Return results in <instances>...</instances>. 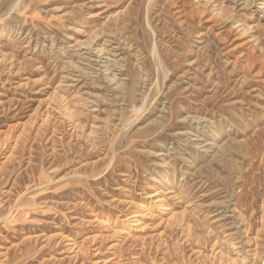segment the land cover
<instances>
[{
  "label": "rangeland",
  "instance_id": "374dc122",
  "mask_svg": "<svg viewBox=\"0 0 264 264\" xmlns=\"http://www.w3.org/2000/svg\"><path fill=\"white\" fill-rule=\"evenodd\" d=\"M166 1L0 0V264H264L258 82L232 90L220 65L215 97L182 90L185 58L159 42ZM216 1L264 26V0ZM108 34L140 50L138 64L124 48V94L79 47Z\"/></svg>",
  "mask_w": 264,
  "mask_h": 264
},
{
  "label": "bare ground",
  "instance_id": "6f19581e",
  "mask_svg": "<svg viewBox=\"0 0 264 264\" xmlns=\"http://www.w3.org/2000/svg\"><path fill=\"white\" fill-rule=\"evenodd\" d=\"M85 4L86 5L81 6L84 8L87 6V3ZM64 14H66V12L62 15ZM155 17L158 21L163 23L162 25L165 28V33L175 34L179 32L180 34L177 35L178 39L183 43L186 38L190 40L188 48H179L181 51L173 47L178 45L173 43L174 40L171 39L173 36H170V34H165L163 38L159 40L163 48L166 49V54H170L176 59L180 57L185 58L186 65L181 74L178 75V80L185 84L182 90L191 94L192 92L201 93L206 91V93L210 95L209 97H215L214 94L223 83V80L217 75V72L221 68L220 65H222L226 75L229 76V79H232V86L230 88L232 90L233 88L242 87L246 83H249L250 80L258 82V85L252 86V94H254L257 99L255 101V107L259 109L261 115H264V26L262 24L258 23L254 25L248 21L245 23L246 21L244 22L235 16L232 8L230 9L229 6H220L216 0H167L166 3L161 6L160 10L156 12ZM169 22L171 24L169 29L173 28L170 32L167 30V24ZM219 23L223 24V27L222 29L220 28V30H215V38L218 41L216 47L219 63L221 64L213 62L211 52L214 51L215 47L212 46L211 40L208 38L210 30L215 28V26H217L216 24ZM116 34L105 35L102 40L98 37L89 38L88 41L83 42L79 47L84 51L83 55H86L85 61L91 58L94 63L100 67V71L103 73H111L107 76L108 82H110L113 89L120 94H124L127 86V82L125 81L126 78L117 76H121L124 70L123 60L126 58L124 56V48L131 50L138 64L142 61L139 57L140 50L137 49V45L135 46L132 40L124 39L121 36L117 37ZM88 62L90 63V60ZM245 97L237 98L233 100L232 103V110H234L239 118L238 126L247 123L246 121L251 115L248 114L247 111L251 109L252 103L251 101H247L248 98L246 99ZM92 102V105L90 104L91 106L96 105V102ZM198 112H200V114L196 112V115L187 114L188 116H186V118L192 119L198 124L202 123V121H207V115L200 110ZM233 141L232 138H227L222 144L220 143L218 145V148L223 151L224 149H229L235 142L238 143L237 140ZM200 145H202V143H200Z\"/></svg>",
  "mask_w": 264,
  "mask_h": 264
}]
</instances>
